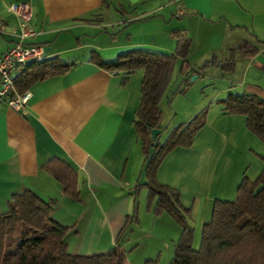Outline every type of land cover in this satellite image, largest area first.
Instances as JSON below:
<instances>
[{
    "label": "crops",
    "instance_id": "crops-1",
    "mask_svg": "<svg viewBox=\"0 0 264 264\" xmlns=\"http://www.w3.org/2000/svg\"><path fill=\"white\" fill-rule=\"evenodd\" d=\"M147 1L129 0V6ZM152 1L143 16L125 21L111 14V6L104 8L103 0H0V29L5 31L0 34V56L16 42L11 33L19 31L18 19L7 6L26 3L39 32L31 42L44 45L52 59L77 65L64 75L36 83L24 112L12 110L6 102L0 106V214L8 212L14 195L25 191L54 201L52 218L69 229L65 240L72 255L110 251L125 228L120 246L127 264L172 261V247L182 230L169 215L149 210L152 231L158 233L149 245L152 248L135 258L126 253L133 244L127 232L145 165L135 127L144 73L125 77L90 62L93 52L106 61L132 49L174 53L176 41L167 36L171 14L183 20L181 26L192 40L187 62L200 74L184 95L175 96L164 109L160 142L200 111H209L207 125L192 147L170 153L157 179L180 192L182 205L191 210L195 239L211 221L216 201H234L244 178L256 181L264 169V143L248 130L246 117L223 111L221 104L230 94L264 99V0H245L244 21L229 13L236 6L233 0ZM228 18L246 33L230 32ZM138 19L154 21V26L138 36ZM123 27L126 37L119 34L125 32ZM244 42L257 46L259 53L247 55L240 68L236 62L235 69H242L239 79L221 78L219 73L201 75L206 62L215 57L218 63L207 69L219 67L231 50L242 51ZM184 80L183 76L179 86ZM160 107L163 110L162 103ZM54 158L77 172L80 201L67 197L63 186L43 169ZM162 248L167 249L165 257Z\"/></svg>",
    "mask_w": 264,
    "mask_h": 264
},
{
    "label": "trees",
    "instance_id": "trees-1",
    "mask_svg": "<svg viewBox=\"0 0 264 264\" xmlns=\"http://www.w3.org/2000/svg\"><path fill=\"white\" fill-rule=\"evenodd\" d=\"M109 1L103 0L104 8L110 7ZM174 38L176 49L172 54L132 49L113 61H106L93 52L90 60L112 74L128 77L136 71L144 73L135 127L145 156V181L138 185L136 193L146 189L148 210L155 215H169L182 230L170 264H264V169L256 181L244 178L234 201H216L212 219L203 227L199 249L193 247L195 228L191 223V210L182 205L178 190L157 179L158 170L170 153L179 147H192L207 125L209 111L205 108L189 122L170 131L163 142L160 137L156 141L152 139L153 130L163 129L164 112L160 102L169 86L176 60L183 59L181 72L185 80L170 100L184 95L191 78L200 74L187 62L192 40L182 33L175 34ZM239 49L248 56L259 53V48L249 42H244ZM235 51L231 50L222 63L223 71L235 69ZM217 63L214 57L202 69ZM76 67V64L63 63L58 58L31 63L14 80L16 92L24 94L36 83L64 75ZM221 104L223 111L246 117L248 130L264 143L263 98L249 93L230 94ZM262 160L264 163V158ZM43 169L63 186L67 197L80 201L79 177L68 163L54 158ZM55 207L54 201H46L32 191L12 197L8 212L0 214V264H127L120 246L125 228L118 236L116 247L106 253L70 254L65 240L69 229L52 218ZM158 263V260H147L144 264Z\"/></svg>",
    "mask_w": 264,
    "mask_h": 264
},
{
    "label": "rangeland",
    "instance_id": "rangeland-1",
    "mask_svg": "<svg viewBox=\"0 0 264 264\" xmlns=\"http://www.w3.org/2000/svg\"><path fill=\"white\" fill-rule=\"evenodd\" d=\"M175 1V0H172ZM110 8H111V14H113V16H117L118 18H122L125 19V21L129 20V19H134L136 17H141L143 16V13L145 11V9H148V6H151L152 4V0H149L147 2H141L139 3L137 6L131 7L129 6V0H110ZM233 2L236 4L231 6L229 8V13L231 15H234L236 19H240L241 21H244V14H243V7H245V0H233ZM176 2H173V6H175ZM242 6H240V5ZM122 5V6H120ZM109 16V15H108ZM111 16V15H110ZM156 16H159L156 14ZM153 18L155 16H152ZM151 18V19H153ZM231 18H228V24L226 26H228L229 30H231L230 32H237V35H242L245 34L246 31L243 28H239L237 27V25H235V23H233L231 20ZM147 19H138L137 22H135V28H136V35H143L144 31H148L149 28H152L154 26V21L148 20L145 21ZM160 20V19H158ZM151 21V22H149ZM157 22V21H156ZM183 23L182 19H179L176 16H172L171 14V21L169 20L167 22V36L172 35V38L174 40V42L176 41L174 38L175 34H185V30L183 28V26H181ZM240 26L243 27L242 24H239ZM124 27H126V24H124ZM122 28V31H127L126 28ZM152 30V29H151ZM251 31V30H250ZM122 32L119 33L121 36L123 35L124 37H126L128 32ZM245 32V33H244ZM233 37H235V34L232 33ZM186 35V34H185ZM188 36V35H187ZM141 37V36H140ZM190 38V36H188ZM157 38H159V36H157ZM238 39H242V36L237 37ZM248 39V38H247ZM253 43H255V41H253ZM219 57H221L219 55ZM248 56L243 53L242 51L236 50L235 51V58H236V62L237 65H239L238 68L241 67V65H245L244 60L247 58ZM219 67H211L210 70L209 69H205L203 70L201 73V75H209V74H218L222 77H226V78H235V79H239L240 76H242V72L240 70L242 69H238L236 67V69L232 72H225L222 69V64L218 65ZM181 67H182V61L180 58H178L174 64L173 70H172V75H171V80L169 83L168 88L166 89L162 99V102H160V105L162 103V107H163V111H165L164 109H166L169 107V104H171V99L169 97H171V95L173 94V92L175 91V89L179 86L180 82L183 80V75L181 72ZM214 68H217L218 71H214ZM244 69V67H243ZM196 71H199V69H195ZM216 70V69H215ZM198 75H194L191 78V83H192V79H194L195 77H197ZM199 77V76H198ZM197 77V78H198ZM218 81H216L217 83ZM161 108V107H160ZM162 109V108H161ZM174 130V129H172ZM171 130V131H172ZM164 141V139H163ZM145 181L144 179V170L142 172V178H141V182L143 183ZM135 209L133 211V218L132 221L129 224V228H128V232L127 235H129V237L133 240V244L132 246H130V248H126V253L127 256L135 258L137 257V255L139 254V252H142L143 250L148 251L150 250L149 245L153 242V240L156 238V235L158 234L157 231H152V222H151V218L149 217L148 214V206H147V191L146 189H143L142 191L139 192V195L136 197L135 200ZM153 213V211H152ZM152 216V215H151ZM150 235V236H148ZM201 239H202V235L201 234H197L195 242L193 244L194 249H199L200 244H201ZM177 243V242H176ZM140 247H139V246ZM148 245V246H147ZM175 245L173 244V255H172V259L174 257L175 254ZM147 246V247H146ZM139 248V249H138ZM138 251L136 253L135 250ZM163 249V254L162 257H165L168 252L166 253L167 249Z\"/></svg>",
    "mask_w": 264,
    "mask_h": 264
},
{
    "label": "built area",
    "instance_id": "built-area-1",
    "mask_svg": "<svg viewBox=\"0 0 264 264\" xmlns=\"http://www.w3.org/2000/svg\"><path fill=\"white\" fill-rule=\"evenodd\" d=\"M7 9L18 19L19 31L11 33L16 42L0 56V106L6 102L12 110L21 113L25 111L33 95L31 91L18 94L14 80L27 65L41 63L51 57L44 45L31 42L39 35L32 25V7L26 3H13ZM177 15L182 17L183 13L179 12ZM0 34H5V31L0 29Z\"/></svg>",
    "mask_w": 264,
    "mask_h": 264
},
{
    "label": "water",
    "instance_id": "water-1",
    "mask_svg": "<svg viewBox=\"0 0 264 264\" xmlns=\"http://www.w3.org/2000/svg\"><path fill=\"white\" fill-rule=\"evenodd\" d=\"M197 77H195L194 79H192V82L195 81L197 79ZM161 132H162V130H153L152 131V139L154 141H156L158 139V137L160 136Z\"/></svg>",
    "mask_w": 264,
    "mask_h": 264
}]
</instances>
